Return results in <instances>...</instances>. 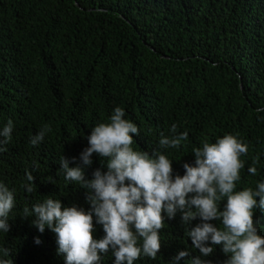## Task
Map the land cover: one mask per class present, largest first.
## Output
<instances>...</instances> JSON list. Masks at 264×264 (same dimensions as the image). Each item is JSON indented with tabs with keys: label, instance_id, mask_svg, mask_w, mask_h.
I'll return each instance as SVG.
<instances>
[{
	"label": "trees",
	"instance_id": "obj_1",
	"mask_svg": "<svg viewBox=\"0 0 264 264\" xmlns=\"http://www.w3.org/2000/svg\"><path fill=\"white\" fill-rule=\"evenodd\" d=\"M116 107L140 130L133 148L150 156L162 151L173 177L185 174V163L195 166L192 149L204 139L236 136L248 145L236 190H255L264 182V0H0V129L9 119L14 125L0 153V182L15 189L10 230H0V259L65 264L56 234L40 233L23 209L52 197L90 211L87 190L66 181L59 162L82 166L91 129ZM45 124L51 132L32 145ZM173 124L188 140L161 150L160 134L169 135ZM91 159L88 180L97 169L107 172L105 160L95 153ZM253 161L254 176L247 171ZM26 171L35 177L32 193L23 187ZM219 203L223 211L226 199ZM254 213L264 236V210ZM164 216L156 259L141 256L135 264H172L181 251L189 256L177 264L195 257L226 264L221 246L209 242L214 251L204 257L192 245L186 231L203 222L199 217L185 225L179 211ZM95 221L93 215L99 240L105 233ZM101 264H115L111 252Z\"/></svg>",
	"mask_w": 264,
	"mask_h": 264
},
{
	"label": "clouds",
	"instance_id": "obj_2",
	"mask_svg": "<svg viewBox=\"0 0 264 264\" xmlns=\"http://www.w3.org/2000/svg\"><path fill=\"white\" fill-rule=\"evenodd\" d=\"M125 115L123 108L116 107L108 122L91 129L89 147L80 154L82 166L69 167L66 158L60 159L65 180L87 190L90 211L86 213L75 205L63 207L59 199L52 197L23 209V217H34L32 224L40 233L48 228L56 234L57 254L64 256L65 264H101L102 254L109 252L115 264H135L141 256L155 260L161 249L159 233L165 225L164 214L173 219L178 211L185 225L197 217L203 221L186 231L202 256L213 253L214 248L206 246L210 242L221 246L229 257L226 264H264V236L258 234L254 220V210H264V182L257 183L255 190H236L245 166L241 156L247 155L248 145L232 134H225L214 143L204 139L200 147L192 149L195 166L185 163V174L173 177L172 160L162 151L150 156L133 148V136L139 135L140 130ZM13 128L9 119L0 129V153L7 151ZM49 132L51 126L45 124L30 138V143L40 144ZM188 135L187 131L178 132L173 124L169 135L160 134L159 147L180 148ZM93 153L106 161L107 172L97 169L93 179L88 180L85 169L92 165ZM255 163L247 169L253 176L257 174ZM26 179L28 183L23 187L32 193L35 177L26 171ZM225 199L221 211L219 202ZM14 205L15 189L0 182V230L5 233L10 230L9 214ZM93 215L105 233L99 240L93 235ZM213 220L222 226L209 223ZM36 243L40 241L37 239ZM3 251L5 256H11L9 249ZM188 256V251H181L172 264ZM0 264H13V260L0 259ZM190 264L208 262L195 257Z\"/></svg>",
	"mask_w": 264,
	"mask_h": 264
}]
</instances>
